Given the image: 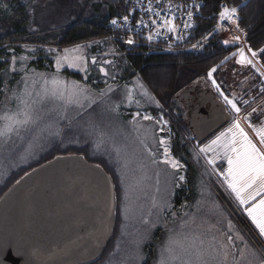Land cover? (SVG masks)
<instances>
[{"label": "trees", "instance_id": "16d2710c", "mask_svg": "<svg viewBox=\"0 0 264 264\" xmlns=\"http://www.w3.org/2000/svg\"><path fill=\"white\" fill-rule=\"evenodd\" d=\"M152 1L178 8L183 6L184 11L190 10L189 5L194 11L199 10V16L194 18L196 25L193 30L194 35L189 41L200 44V48L193 51L180 48L179 51L174 52H156L143 45L121 46L120 57L126 60V63L121 65V76L129 81H138L146 91V97L143 98L146 109L156 116L161 114L169 122L174 135L173 152L187 167L186 180L189 192L185 196V201L188 207L197 199V180L200 179L209 195V200L216 203L217 209H208L204 204V207L196 211V217L203 216L204 226L214 225L218 230L217 233L221 230L226 231L228 222H231L233 228L245 238L252 251H255L257 256L264 255V240L259 237V233L234 200L233 194L227 190L226 184L218 176L223 165L218 163L213 167L209 166L205 156L203 158L196 153L195 146L202 145L210 138L202 143L197 142L186 123L188 110L184 108V103L178 100L179 94L188 89L212 90L208 73L213 69L215 71L212 72V79L215 84L224 96L236 103L238 108L245 111L248 102L263 99L264 79L255 69L239 66L234 60L237 47L223 46L217 33L213 32L222 9L235 8L237 28L243 34L248 49L257 53V60L264 69V55L261 54V49H264V0ZM0 3L7 12L6 17L0 18V105L5 80L9 78V86L12 87L19 75L9 73L12 58L25 55L28 57L27 69L35 66L37 70L40 68L53 70L58 51L82 44L92 45L93 51L98 47L99 42L108 41L107 24L110 20L125 16L137 18V14L125 0H0ZM52 47L56 50L49 52L48 49ZM70 74L77 80L82 79L80 74ZM121 89L122 86L118 84L113 92L104 98L114 97L113 93L119 98ZM99 104L100 102L94 103L81 112L74 121L64 123L61 126V135H58L46 146L45 151L39 154L42 160L33 162L28 168L20 166L2 172L0 197L24 174L52 160L62 151L75 150L86 160L87 157L97 156L98 159L107 162L105 156L98 157V150L90 142V138L93 137L90 127L82 132L80 130L79 133L67 132L69 124L72 125L89 117L98 109ZM253 109L247 112L246 117L250 126L257 129L264 124V102L255 112ZM93 118H88L91 124L96 123V119ZM66 133L67 135H64ZM100 166L108 173L102 165ZM110 176L115 183L117 195L116 227L103 257L95 264H156L160 253L164 250L171 224L174 223H166L162 218L160 225L154 228H145V225L141 228L126 227V222L120 214L121 189L115 178ZM172 191V199L167 206L168 210H171L170 215L175 213L174 208L180 206L176 195L180 190L173 188ZM180 193L183 194L182 191ZM178 223L177 221L173 226L174 230L178 227L176 226L179 225ZM204 240L212 245L208 235ZM192 257L194 256L189 260L192 261ZM205 259L212 264L207 253ZM167 262L170 264L169 261Z\"/></svg>", "mask_w": 264, "mask_h": 264}, {"label": "rangeland", "instance_id": "374dc122", "mask_svg": "<svg viewBox=\"0 0 264 264\" xmlns=\"http://www.w3.org/2000/svg\"><path fill=\"white\" fill-rule=\"evenodd\" d=\"M179 7L183 11L185 10L183 6ZM191 7L189 5L190 10H193ZM195 12L199 13V10L196 9ZM222 12L224 16L222 17L220 13L213 33H217L223 46L237 47L234 60L236 63L238 60L241 61V63H237L239 66L255 69L256 73L264 79V69L260 66L257 56H252V51H249L244 42L243 34L237 28L236 12L232 13L231 10ZM6 15L7 12L0 3V18H4ZM234 37L237 39L234 40ZM78 46L79 51H73L77 46L58 51L53 70L49 68L37 70L38 68L35 66L27 69L28 57L25 55L12 58L9 73L19 75L12 87L9 86L10 79L5 80L3 99L0 105V129H4L8 124V121L4 119L5 116L20 121L26 119L27 123H13L11 131H5L3 135H0V175L6 169L20 166L28 168L33 162L37 163L38 160H42L43 158L39 154L45 151L46 146L58 135H61V126L74 121L81 112L94 103L100 102L98 109L89 117L82 121H76L72 125L69 124L67 132L79 133L80 130L82 132L90 127L93 136L90 138V142L98 150V157L105 156L107 162H103L97 156L87 157V161L92 165H102L108 174L115 178L121 189L120 214L123 221L126 222V227L141 228L145 225V228H154L160 225L162 218L166 223H174V225L171 224L164 250L160 253L156 264H162L166 259L170 264H187L188 261H191L189 260L191 256H194L192 260H195L197 253L201 251L207 253L212 260L209 252L214 248V245L226 244L229 235L233 237L234 242L230 245L232 254L229 256L228 264H248L250 259L248 254L252 252V249L245 238L233 228L231 222H228L226 231L221 230L217 233L218 230L214 225L204 226L203 216L196 217L195 213L202 206L204 207V204L208 209H217L216 203L209 200V195L204 190V184L200 179L197 180V199L192 206L188 207L185 201V196L189 192L186 180L187 167L173 152L174 135L171 126L164 116L161 114L156 116L146 109L143 101L146 91L141 84L136 80L129 81L121 76V65L126 63V60L120 57L121 49L109 41L99 42L98 47L93 51L90 44ZM180 48L193 51L199 49L200 44L187 42L185 45L177 47L175 51H179ZM49 50L56 49L52 47ZM241 50H243V57L240 55ZM65 55L80 56L83 59L78 61L75 66H69L68 62L61 61L58 68L57 60ZM248 60H251L252 64H248ZM106 61L107 63H105ZM101 67L105 69L107 75L100 72ZM259 68L262 69L263 74ZM70 73L80 74L82 79L77 80ZM53 79L63 82V85L69 88L75 85L76 94L71 96L67 94L53 95L51 92ZM89 80L90 83H88ZM213 81L212 76L209 77L212 87V90H209L213 94L215 93L217 96L214 94L215 98L223 103L231 115V121L216 135L209 137L207 142L198 147L195 146V151L203 158L205 156L206 161L214 160L213 164L207 163V165L212 167L218 163L223 165L218 176L226 184L227 190L233 194L234 200L258 232L246 209L251 208L264 198V192L241 205L235 194L228 188L225 180L229 165L223 151L203 153L200 149L209 146L221 133L228 135L227 130L232 126L234 119L240 123L241 128L258 148H264V145L260 144L258 135V132L264 129V124L256 129L250 126L248 120L244 119L249 110L258 108L262 102H260L261 99L248 102L247 110L239 108L240 112L237 113L230 104L225 102L224 95L220 94L222 92ZM118 84L122 86L119 98L116 93H113L114 97L104 98L113 92ZM233 103L235 102L233 101ZM145 115L152 119H143ZM88 118L96 119V123L91 124ZM99 122L102 123L99 124ZM160 140L166 142L169 156L178 161L180 167L173 168L163 163L165 156L163 147L159 143ZM76 155H79L77 151L69 150L57 153L54 158ZM173 188H177L183 194L180 191L176 192L180 206L177 205L178 207L174 208L175 213L170 215L171 210H168L167 206L172 199ZM177 221L179 225H176L178 227L174 230L173 226ZM229 224H231V230H229ZM207 235L210 237L212 245L204 240ZM262 239L264 240V238ZM169 248L175 250V258H169L167 251Z\"/></svg>", "mask_w": 264, "mask_h": 264}, {"label": "water", "instance_id": "95a60500", "mask_svg": "<svg viewBox=\"0 0 264 264\" xmlns=\"http://www.w3.org/2000/svg\"><path fill=\"white\" fill-rule=\"evenodd\" d=\"M191 94L185 90L178 100ZM230 120L223 103L203 90L186 123L202 143ZM116 210L114 182L100 165L82 155L55 157L0 198V264H95L113 238Z\"/></svg>", "mask_w": 264, "mask_h": 264}, {"label": "snow or ice", "instance_id": "6c2138e0", "mask_svg": "<svg viewBox=\"0 0 264 264\" xmlns=\"http://www.w3.org/2000/svg\"><path fill=\"white\" fill-rule=\"evenodd\" d=\"M231 12L235 13L236 9L232 8ZM157 15H159V13H157ZM188 15L191 17L192 13L189 12ZM221 16H224L223 12H221ZM127 19L128 17L125 16L124 20L127 21ZM116 23L115 20L112 21V24L115 25ZM164 23L165 26L169 28V31L174 30V26L170 20H166ZM185 26L187 27L188 25ZM233 39L235 40L237 38L234 37ZM128 42L131 43L132 41L129 40ZM73 51H79V46H77L76 49H73ZM249 51H251V49H249ZM261 54L264 55V49H261ZM240 55L243 57V50L240 51ZM252 56L256 57L257 53L252 52ZM82 59L83 58L80 56L69 57L65 55L57 60V67L59 68L61 61L68 62L69 66H75V64ZM225 59H227V57ZM105 63H107V61ZM237 63H241V61L238 60ZM247 63L252 64V61L248 60ZM213 71H215V69L209 71V77L212 76ZM100 72L107 75V72L103 67L100 68ZM51 83L53 85V88L51 89L53 95L63 96L67 94L71 96L76 94L77 89L75 85L69 88L68 86L63 85V82L56 79H53ZM213 83L215 84V81H213ZM220 94L222 96L224 95L223 93ZM224 100L227 104L231 105V108L235 112H240V109L236 104L233 103L232 100H229L227 96H224ZM245 103H247V101H245ZM255 111L256 109H253V112ZM4 119L8 121V124L4 129H0V135H3L5 131H11L13 123H27L26 119L23 121L14 120V118L10 116H5ZM143 119L151 120L152 117L145 115ZM244 119L247 120L248 118L244 117ZM227 134L228 135L221 133V135L213 140L209 146L201 148L200 151L203 153H207L208 151H223L224 157L227 159L229 165L227 175L225 176L228 188L235 194L239 203L244 205L248 203L250 199H253L254 196H258L264 192V148H258L257 145L249 139L247 133H245L243 128H241L240 123L235 119L232 126L227 130ZM258 135L260 144L264 145V129H261L258 132ZM159 143L164 150L163 154L165 159L163 163L170 165L173 168L180 167L179 162L171 159L169 156L166 142L160 140ZM207 163L213 164L214 160L209 159ZM246 211L251 218L252 223L258 229L259 237L264 238V198L251 208L246 209ZM229 230H231V224H229ZM233 242V237L229 235L226 244L212 248L209 252V255L212 257V264H228L229 256L232 254L230 245ZM167 251L169 252V258H175L174 249L169 248ZM248 255L250 256L248 264H264V255L257 256L255 251H252ZM162 264H168L167 259L163 261ZM187 264H209V260L205 259V253L201 251L197 253L195 260L188 261Z\"/></svg>", "mask_w": 264, "mask_h": 264}, {"label": "built area", "instance_id": "2783aa9c", "mask_svg": "<svg viewBox=\"0 0 264 264\" xmlns=\"http://www.w3.org/2000/svg\"><path fill=\"white\" fill-rule=\"evenodd\" d=\"M125 2L133 11H139L142 15L137 21L131 17L132 20L114 18L108 22L107 39L117 48L123 45L142 44L155 50V43H158L162 47L160 52H173L193 35L196 26L193 18L199 16L198 12L193 10L184 12L176 6L152 0H125ZM225 10L227 9L224 8L222 11ZM189 12L192 13L191 17L188 15ZM113 20L117 22L115 25L112 24ZM166 20L172 22L173 31H169L165 26ZM129 40L132 42L129 43Z\"/></svg>", "mask_w": 264, "mask_h": 264}, {"label": "bare ground", "instance_id": "6f19581e", "mask_svg": "<svg viewBox=\"0 0 264 264\" xmlns=\"http://www.w3.org/2000/svg\"><path fill=\"white\" fill-rule=\"evenodd\" d=\"M182 10H183V9H182ZM222 10H223V9H222ZM133 12L137 14V18L134 19V21H137V20L141 17L142 14H141V12H139V11H133ZM235 18L237 19V16H235ZM119 20H124V17L119 18ZM127 20H132V19H131V17H129ZM196 22H197V21H196ZM150 23H151V22H150ZM190 39H191V37L189 38V40H190ZM189 40H188L187 42L190 43ZM187 42H186V43H187ZM186 43H185V44H186ZM185 44H183V45H185ZM137 45H142V44H135L134 46H137ZM123 46L134 47V46H130V45H123ZM143 46H145V45H143ZM146 47H147V46H146ZM178 47H181V46H178ZM148 48H150V47H148ZM176 48H177V47H176ZM150 49L154 50L153 48H150ZM160 49H162L161 45L158 44V43H155V50H154V51H156V52H160V51H159ZM206 90H209V89H206ZM230 121H231V120H230ZM26 174H27V173H26ZM24 175H25V174H24ZM24 175H23V176H24ZM23 176H22V177H23ZM20 178H21V177H20ZM20 178H19V179H20ZM19 179H18V180H19ZM18 180H17V181H18ZM112 180H113V179H112ZM17 181H16V182H17ZM16 182H15V183H16ZM15 183H13V184H15ZM13 184H12V185H13ZM12 185H11V186H12ZM114 185H115V184H114ZM11 186H10V187H11ZM10 187H9V188H10ZM9 188H8V189H9ZM8 189H7V190H8ZM115 189H116V188H115ZM7 190H6V191H7ZM1 197H2V196H1ZM1 197H0V198H1ZM114 232H115V229H114ZM113 235H114V234H113ZM106 249H107V248H106ZM105 251H106V250H105ZM104 253H105V252H104ZM104 253H103V255H104ZM103 255H102V257H103ZM102 257H101V258H102ZM97 262H98V261H97ZM97 262H96V263H97Z\"/></svg>", "mask_w": 264, "mask_h": 264}, {"label": "flooded vegetation", "instance_id": "af4514ba", "mask_svg": "<svg viewBox=\"0 0 264 264\" xmlns=\"http://www.w3.org/2000/svg\"><path fill=\"white\" fill-rule=\"evenodd\" d=\"M202 91L203 90L200 88L192 89V94H191L192 97H190L187 102H184V107L188 110V113H189L191 107L194 105V103L197 102V100L199 99V95ZM260 102H264V99H261ZM256 109H257V107H256ZM187 118H188V116H187ZM186 121H187V119H186ZM229 123L226 126H228ZM226 126H224V127H226Z\"/></svg>", "mask_w": 264, "mask_h": 264}, {"label": "crops", "instance_id": "0c3cea01", "mask_svg": "<svg viewBox=\"0 0 264 264\" xmlns=\"http://www.w3.org/2000/svg\"><path fill=\"white\" fill-rule=\"evenodd\" d=\"M260 68H261V67H260ZM260 68H259V70H260V72H261V71H262V69H260ZM261 73H262V72H261ZM262 74H263V73H262ZM263 76H264V75H263Z\"/></svg>", "mask_w": 264, "mask_h": 264}]
</instances>
